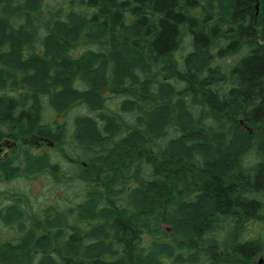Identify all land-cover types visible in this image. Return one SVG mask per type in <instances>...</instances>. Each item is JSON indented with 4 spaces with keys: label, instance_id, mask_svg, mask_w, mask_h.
I'll return each instance as SVG.
<instances>
[{
    "label": "trees",
    "instance_id": "trees-1",
    "mask_svg": "<svg viewBox=\"0 0 264 264\" xmlns=\"http://www.w3.org/2000/svg\"><path fill=\"white\" fill-rule=\"evenodd\" d=\"M26 137L0 264H256L264 0H0V143Z\"/></svg>",
    "mask_w": 264,
    "mask_h": 264
},
{
    "label": "rangeland",
    "instance_id": "rangeland-1",
    "mask_svg": "<svg viewBox=\"0 0 264 264\" xmlns=\"http://www.w3.org/2000/svg\"><path fill=\"white\" fill-rule=\"evenodd\" d=\"M37 141L36 138L34 137H26L24 138L22 141L18 142V143H14V142H10V141H5L3 142V153L10 156L11 152L14 148H16L18 145H20L21 143H25V142H30V141ZM19 182H15L12 185H6L4 184V187L7 189L8 187H12V189L17 188ZM50 184V182L44 178V177H38L36 178V180H34V182L31 183V192L33 194H35L36 196L40 197V198H47L49 197L51 202H57V200H62V197L64 196V193L66 191V188L62 187V189L58 190V191H53L51 192V190L49 188H47V186ZM51 195V196H50ZM9 228L7 227V225L3 224V226H1L0 224V235L1 237H7L9 235ZM262 257V256H261ZM260 257V258H261ZM260 258H258L256 260V264H264V262L260 263Z\"/></svg>",
    "mask_w": 264,
    "mask_h": 264
},
{
    "label": "flooded vegetation",
    "instance_id": "flooded-vegetation-1",
    "mask_svg": "<svg viewBox=\"0 0 264 264\" xmlns=\"http://www.w3.org/2000/svg\"><path fill=\"white\" fill-rule=\"evenodd\" d=\"M5 142V141H4ZM15 143V142H14ZM2 146H3V141L0 143V160H2L3 159V157H8V155H6V154H4L3 153V148H2ZM2 187H3V184H2ZM261 262H264V256H262L261 258H260V263Z\"/></svg>",
    "mask_w": 264,
    "mask_h": 264
}]
</instances>
